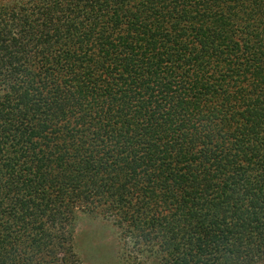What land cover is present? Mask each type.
<instances>
[{
  "label": "trees",
  "instance_id": "16d2710c",
  "mask_svg": "<svg viewBox=\"0 0 264 264\" xmlns=\"http://www.w3.org/2000/svg\"><path fill=\"white\" fill-rule=\"evenodd\" d=\"M77 211L264 264V0H0V264H82Z\"/></svg>",
  "mask_w": 264,
  "mask_h": 264
},
{
  "label": "rangeland",
  "instance_id": "374dc122",
  "mask_svg": "<svg viewBox=\"0 0 264 264\" xmlns=\"http://www.w3.org/2000/svg\"><path fill=\"white\" fill-rule=\"evenodd\" d=\"M72 242L82 264H154L150 259L121 250L116 227L97 213L77 211Z\"/></svg>",
  "mask_w": 264,
  "mask_h": 264
}]
</instances>
